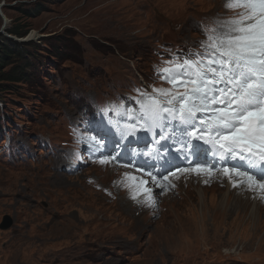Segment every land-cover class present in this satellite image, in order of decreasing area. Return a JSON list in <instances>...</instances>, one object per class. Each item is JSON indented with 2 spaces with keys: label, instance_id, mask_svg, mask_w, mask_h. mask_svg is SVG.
Wrapping results in <instances>:
<instances>
[{
  "label": "rangeland",
  "instance_id": "rangeland-1",
  "mask_svg": "<svg viewBox=\"0 0 264 264\" xmlns=\"http://www.w3.org/2000/svg\"><path fill=\"white\" fill-rule=\"evenodd\" d=\"M226 2L0 0V43L9 36L23 51L0 71L24 64L29 76L28 83L0 79V264L253 263L249 245L264 237L254 196L227 195L224 178L205 184L202 175L178 174L175 190L163 195L149 181L157 207L143 206L116 183L125 172L141 173L100 164L78 135L110 133L99 114L109 102L135 107V89L170 88L154 66L199 50L202 26L239 11ZM13 26L23 37L8 35ZM138 136V149L151 146ZM141 166L147 170L143 158ZM214 234L227 245L195 258L200 235Z\"/></svg>",
  "mask_w": 264,
  "mask_h": 264
},
{
  "label": "snow or ice",
  "instance_id": "snow-or-ice-1",
  "mask_svg": "<svg viewBox=\"0 0 264 264\" xmlns=\"http://www.w3.org/2000/svg\"><path fill=\"white\" fill-rule=\"evenodd\" d=\"M225 7L239 11L202 26L199 50L172 53L166 66H154L170 88H137L129 98L135 107L114 101L100 108L109 134H78L100 164L141 173L125 172L116 183L143 206L157 207L153 187L163 195L175 190L179 175L192 174L205 184L227 178L264 199V0H227ZM138 133L150 137V147H136ZM141 158L147 170L136 167Z\"/></svg>",
  "mask_w": 264,
  "mask_h": 264
},
{
  "label": "bare ground",
  "instance_id": "bare-ground-1",
  "mask_svg": "<svg viewBox=\"0 0 264 264\" xmlns=\"http://www.w3.org/2000/svg\"><path fill=\"white\" fill-rule=\"evenodd\" d=\"M205 178V177H204ZM224 180L226 181L227 184V190H226V194L227 195H232L234 194L236 191L239 190V188H233L231 183L227 180V178H224ZM241 190V194H244L246 192V194L248 195L249 198L253 197V200L257 201V210L256 211H260V213H262V211L264 210V199L261 198V196L259 194H254L251 191H245L243 189ZM225 195V194H224ZM201 196V195H200ZM220 197V196H219ZM247 197V198H248ZM232 198V197H231ZM234 198V197H233ZM232 198V199H233ZM240 200V199H239ZM222 202V201H221ZM233 202V201H232ZM231 203V202H230ZM239 203V202H238ZM222 205V203H221ZM238 205V204H237ZM231 206V205H230ZM204 207V206H203ZM223 207V206H222ZM229 207V206H228ZM236 206H234L235 208ZM213 211L218 214V209L217 208H212ZM227 209V208H226ZM230 209V208H228ZM234 210V209H233ZM226 211V210H225ZM231 211V210H230ZM243 211V209H242ZM255 212V211H254ZM236 213V212H235ZM234 213V214H235ZM241 213V212H240ZM252 214V213H251ZM230 216V215H229ZM222 217V216H221ZM256 217V216H255ZM224 219V218H223ZM230 219V217H229ZM239 219V217L237 218ZM251 219V218H250ZM225 220V219H224ZM246 222V221H245ZM244 222V223H245ZM201 226V225H200ZM245 228V227H244ZM260 228V227H259ZM260 230V229H259ZM211 234V233H210ZM212 236L211 238H206L207 241L202 240L201 235L200 238L197 239V242H195L194 245V249H193V255L195 258L197 259H201V260H205V259H209L211 258L212 254L211 251L214 250L215 247V243L216 244H226L225 242H223L220 238H218L217 235H210ZM220 237V235H219ZM16 239V238H15ZM255 243H250L249 248L251 250H253V253H255V255L253 256L252 262L251 264H264V237H262L260 240L257 241V243L255 244V246L253 247ZM255 257V258H254Z\"/></svg>",
  "mask_w": 264,
  "mask_h": 264
},
{
  "label": "trees",
  "instance_id": "trees-1",
  "mask_svg": "<svg viewBox=\"0 0 264 264\" xmlns=\"http://www.w3.org/2000/svg\"><path fill=\"white\" fill-rule=\"evenodd\" d=\"M8 35L10 36H17L19 37H23V32L20 31L19 26H13L10 29L7 30ZM2 43H0L1 45H3L1 47V55H0V66L1 63L4 64H10L9 61H12V58L15 56V54H17L18 56H22L21 52H23L22 50H17L19 48V44L13 40H11V38H9V36H2ZM10 42V43H9ZM10 44L15 48H10L9 46H7L6 44ZM12 63V62H11ZM26 66L24 64H15L13 65V68H11L10 70H8L7 72H1L0 71V79H7L10 81H14V82H23V83H28V73L25 71Z\"/></svg>",
  "mask_w": 264,
  "mask_h": 264
},
{
  "label": "water",
  "instance_id": "water-1",
  "mask_svg": "<svg viewBox=\"0 0 264 264\" xmlns=\"http://www.w3.org/2000/svg\"><path fill=\"white\" fill-rule=\"evenodd\" d=\"M10 224V219L7 218V221L5 222L4 226L7 227Z\"/></svg>",
  "mask_w": 264,
  "mask_h": 264
}]
</instances>
